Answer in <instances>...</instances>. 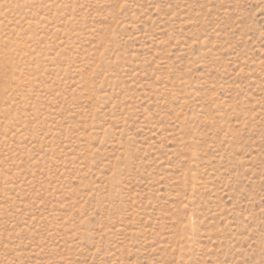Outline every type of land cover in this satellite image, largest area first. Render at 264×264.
Returning <instances> with one entry per match:
<instances>
[{"label": "rangeland", "instance_id": "rangeland-1", "mask_svg": "<svg viewBox=\"0 0 264 264\" xmlns=\"http://www.w3.org/2000/svg\"><path fill=\"white\" fill-rule=\"evenodd\" d=\"M0 264H264V0H0Z\"/></svg>", "mask_w": 264, "mask_h": 264}]
</instances>
